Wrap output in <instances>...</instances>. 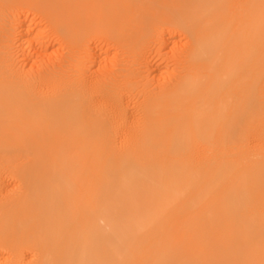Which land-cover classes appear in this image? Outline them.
I'll use <instances>...</instances> for the list:
<instances>
[{"label": "bare ground", "instance_id": "6f19581e", "mask_svg": "<svg viewBox=\"0 0 264 264\" xmlns=\"http://www.w3.org/2000/svg\"><path fill=\"white\" fill-rule=\"evenodd\" d=\"M0 264H264V0H0Z\"/></svg>", "mask_w": 264, "mask_h": 264}, {"label": "rangeland", "instance_id": "374dc122", "mask_svg": "<svg viewBox=\"0 0 264 264\" xmlns=\"http://www.w3.org/2000/svg\"><path fill=\"white\" fill-rule=\"evenodd\" d=\"M176 40H179V41L177 42V43H179V44H178L179 46H180V44L182 45V43H183V40H182V39H180V38L178 39V37H177ZM181 40H182V41H181ZM158 42H159V41H158ZM162 42H163V41H162ZM162 42L160 41V44L165 43V42H163V43H162ZM98 43H99V42H97L96 46L98 45ZM154 43H155V42H154ZM156 43H157V42H156ZM154 45H156V44H154ZM157 45H158V43H157ZM157 45H156V46H157ZM163 45H164V44H163ZM99 46H100V44H99L97 47H99ZM103 46H104V45H102V47H103ZM150 46H151V45H150ZM167 46H168V47H167ZM167 46H166V44H165V46H164V47L166 48V49H165V48H163L162 45H160V47H161L160 49H161V50L159 49L160 52L158 51V57H156V59H154V60L152 59V57H154L155 55L157 56L156 53H154V56H151V58L148 57L149 60L147 59V61H149L148 63L150 64L149 67H151L152 65H153V66H152L151 68L154 67V68H153L154 70L151 69L152 71H155V69L157 68V66H158V68L156 69V71H157L159 68L161 69V70L159 69L160 71H159V70L157 71L158 73H157L156 71H155L154 73H153L152 71H150V72H152L153 74H155L156 77L159 76V73L162 74V75H160L161 78H160V76H159L158 79H162L163 76H164V79L168 78L169 76H171V75L173 74V73H172L171 75H169L168 73L172 72L173 69H175V68H172V65H174V64H171V63H172L171 60H173V59H170V57H173L172 54H173L175 51L171 50V45H170V44L167 45ZM176 46H177V45H176ZM100 47H101V46H100ZM100 47L97 48V49H101V50H99V51H103V50H104V52H102V53H105V52H106V47H103V49H102V47H101V48H100ZM151 47H152V46H151ZM153 47H155V46H153ZM153 47H152V48H153ZM158 47H159V46H158ZM177 47H178V46H177ZM177 47H176V48H177ZM152 48H150V49H151V50L149 51L150 54L148 53L149 56H150V55H153L152 53L154 52V49H152ZM168 48H169V49H168ZM176 48H174V49H176ZM178 48H180V47H178ZM157 50H158V49H157ZM170 50H171V51H170ZM99 51H98V50H95V54H96L97 56H98L97 53H99ZM108 51H109V50H107V52H108ZM161 51H162V52H161ZM151 52H152V53H151ZM171 52H172V53H171ZM100 53H101V52H100ZM108 53H109V52H108ZM160 53H161V54H160ZM166 53H167V54H166ZM170 53H171V54H170ZM160 55H161V56H160ZM169 55H170V56H169ZM97 56H95V58H92V61H93V60H94V61H95V60L97 61V58H96ZM164 56H165V58H164ZM167 56H169V57H167ZM159 57H160V58H159ZM106 58H107V60L110 59V55L106 56ZM154 58H155V57H154ZM166 58H168L167 60H168L170 63L167 62L166 60H164V59H166ZM150 59L152 60V62H156V60L159 59L160 61L158 60L157 62H160V63H157V62H156L157 64H156V66H154L155 63H150V62H151ZM169 59H170V60H169ZM162 60H163L165 63L162 62ZM94 61H93V62H94ZM96 61H95V62H96ZM151 64H152V65H151ZM163 64H164V66H162ZM170 64H171V65H170ZM165 66H166V67H165ZM162 67H163V68H162ZM165 68H166V69H165ZM170 68H171L172 70H171ZM165 70H166V71H165ZM168 70H169V71H168ZM161 72H162V73H161ZM166 72H167V74H166ZM173 72H174V71H173ZM152 73H151V74H152ZM156 73H157V74H156ZM151 74H150V75H151ZM155 75H153V78L155 77ZM167 75H169V76H167ZM151 76H152V75H151ZM151 76H150V79H151ZM166 76H167V77H166ZM156 77H155L154 79H156ZM165 77H166V78H165ZM162 80H163V79H162ZM162 80H160V81H162ZM153 84H154V83H153Z\"/></svg>", "mask_w": 264, "mask_h": 264}]
</instances>
